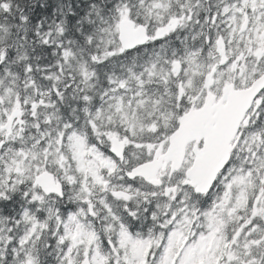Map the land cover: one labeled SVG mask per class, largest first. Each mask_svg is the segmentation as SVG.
I'll use <instances>...</instances> for the list:
<instances>
[{"label": "snow or ice", "instance_id": "snow-or-ice-1", "mask_svg": "<svg viewBox=\"0 0 264 264\" xmlns=\"http://www.w3.org/2000/svg\"><path fill=\"white\" fill-rule=\"evenodd\" d=\"M259 2L264 14V0ZM244 3L220 0L203 16L200 0H93L78 19L71 7L67 13L57 9L62 19L54 22L55 33L51 26L45 29L48 38L39 50L58 55L57 72L72 57L76 63L83 56L86 64L79 65L78 79L55 86V105L43 99L46 89L28 103L11 87L17 79L9 71L15 53L7 52L0 61V233L8 235H0V264H48L53 253L56 264H172L175 238L189 225L196 229L193 243L197 237L201 242L223 240V251L209 264H264V89L253 100L237 147L210 183L190 182L187 167L171 178L162 175V157L155 148L149 154L148 147L163 143L179 127L174 119L171 131L165 128L169 89L171 110L180 118L186 109L176 112L174 105L181 86L186 91L181 102L186 103L194 94L189 84L200 89L207 76L215 74L214 68L222 72L235 62V57L226 64L217 58L216 67L209 54L232 31L229 6ZM38 7L34 0H0V20L12 14L21 41L14 47L40 38L37 29L29 32L23 27L34 22ZM247 11L251 15V9ZM71 23L78 27L69 34ZM187 26L193 34L180 40V48L170 47L169 38ZM148 46L153 47L152 55L137 63L134 53ZM20 59L25 61L19 70L25 89L34 80L30 74L52 66ZM248 60L259 69L255 79L264 77V56ZM117 65L126 68L127 75H117ZM177 67L179 75L174 74ZM100 68L105 70L102 95L112 100L110 104L85 91ZM9 92L14 94L6 98ZM73 92H79L83 115L71 106L60 114V106ZM150 166L154 167L146 179ZM44 173L55 176L54 186L41 179ZM249 176L256 178L257 186L247 213L239 218L243 223L225 233L219 218L225 198L229 190L235 191L236 182ZM14 200L27 205L18 218L7 212ZM175 264H186L183 255Z\"/></svg>", "mask_w": 264, "mask_h": 264}, {"label": "rangeland", "instance_id": "rangeland-1", "mask_svg": "<svg viewBox=\"0 0 264 264\" xmlns=\"http://www.w3.org/2000/svg\"><path fill=\"white\" fill-rule=\"evenodd\" d=\"M253 0H245L244 5L230 7L231 16L228 20L229 27L232 29L231 32H228L227 29H224L225 32H228L227 40L224 41L226 44V57L231 60L233 57L236 58L235 62L228 68H225L222 72H217L215 75V87L213 89V93L215 95H220L223 91L225 85L229 82H234L238 87L245 88L250 86L256 79L255 76L259 69L257 68L256 64L251 63L248 58L251 56L256 57L257 60L260 59L261 56H264V14H262V10H259L261 4L259 0H255L252 5H249V2ZM186 3H191L192 0H185ZM220 0H200V12L203 16L205 14V10L209 8L210 5L214 3H218ZM37 5H41L40 3L35 2ZM223 3L228 4V0H223ZM75 4L81 5L82 2L78 0H71L69 3V7L74 10ZM52 8L48 11V14L43 15L41 19H35L31 25L27 26L29 32H32L34 29H37L39 32L40 38L39 44L44 39L48 37L45 35V29L51 26L53 33L56 31L55 23L62 19L57 9H63L65 13L66 6L60 0H51ZM257 9L256 11L252 12L249 15L247 9ZM86 10H82L80 14L76 17L78 19L80 16L84 15V13L88 10V6L85 8ZM45 18V19H44ZM14 21H6L5 19L0 20V61L3 60L4 56L7 54L8 51L15 53L13 56V60L9 63V71L16 73L17 79L11 87L16 91L19 92L22 96H24L28 103H32L37 99V93L40 89H46L43 92V99L45 100L46 104L48 105H55V100L51 95V92L55 89V86L60 85L63 86L65 80L67 79H78L81 75L79 65L81 63H85L83 56L80 57L76 63H72V60H75V57L69 58V60L65 61L61 65V71H56V65L59 64L58 55H50L40 51L42 46H35V41L29 39L23 42L22 47H14L13 45H20L21 41L16 37V29L12 26ZM246 23V29L243 30V27ZM46 24V26H44ZM41 25H43L41 27ZM87 23L85 21V25ZM26 27V26H23ZM69 27V34L75 30L78 25L71 23L68 25ZM209 26H205V33H207ZM200 28L199 26L196 27L195 32L199 33ZM193 34V28L191 26H187L177 35L172 36L169 38L170 47L180 48V40L183 39L185 36H191ZM58 37V36H57ZM197 41L200 40V36L197 35ZM191 43V40L187 41ZM156 50H159V44L156 46ZM33 48L37 49V51H33ZM153 52V47L148 46L138 54L134 53V56H137V63H141L145 56H151ZM210 59L212 62L218 67V63L221 62V57L217 53V45L215 48L210 50ZM20 57H25L26 59H30L33 65H41L42 67L45 66L44 63H51V67L47 68V70H42L37 74H30L33 75L34 80L29 81V88L25 89L24 87V80L22 77L19 76V70L21 66L25 62L21 60ZM39 57V59H37ZM217 58L219 61L217 63ZM227 61V62H228ZM127 64H131V58L126 62ZM202 67V65H201ZM215 69V68H214ZM49 70V71H48ZM97 75L94 76L91 80L88 81L89 84L92 85L91 88H85V91L92 94V96H97L101 100L105 101L106 103H112V100L108 97L102 95L104 88H105V77H104V69L100 68L97 69ZM116 74L119 76L127 75L126 68H120L117 65ZM139 71V69H137ZM175 75H179V73L175 72ZM35 84V87H32V84ZM165 83H168L166 80ZM52 85V88L49 89V85ZM81 87H84V84L81 83ZM187 88L193 92L194 94L188 95L189 97H193L196 101L197 105H201L204 102L206 97V92L204 88L195 89L192 84H189ZM129 89L131 90V85H129ZM14 93L9 92L6 94V98H10L11 95ZM131 91H129V95ZM186 95L185 87L181 86L180 93L176 97V103L174 105L176 112L181 111L187 103L188 105H194V101L182 103L184 96ZM75 97V99L73 98ZM168 101L169 104V113L170 118L165 122V128L168 131L174 127L173 120H176L178 123L177 117L175 112H172L171 108L173 107L171 103V90H168ZM80 99L79 92L69 93L67 99L64 100L63 104L60 106L61 113L66 108H75L77 109V114L83 115L82 110H80V105L78 103ZM188 101V100H187ZM122 104V102H121ZM91 107V104H89ZM19 112V108L16 109ZM47 111V109H45ZM69 115H71V110L69 109ZM248 119V118H247ZM173 133V132H172ZM170 136V135H169ZM167 136V139H169ZM166 139V140H167ZM167 145V144H165ZM149 147V154L153 148L157 149L158 146L156 144L150 145ZM86 155H88L87 150H85V159H87ZM237 166H239V161H237ZM261 183H264V178L261 179ZM256 178L249 176L241 181L236 182L233 185V190H229V193L224 201V208L219 213L220 223L222 224V230L226 233L227 229H230L234 226L239 227L240 224L243 223L241 217H244L247 213L248 203L249 200L252 199V196L256 189ZM102 198V194L100 197ZM23 201V200H21ZM19 200H14L10 204L7 205V212L13 217L18 218V214L22 211V206L27 207L23 201V205L19 204L17 208V203ZM12 205V207H11ZM0 207H3L0 204ZM207 207V206H206ZM32 215V213H30ZM28 223V222H25ZM3 227V225H0ZM99 228V224L97 225ZM141 231H146L141 229ZM196 229H193L191 225H189L188 229L185 232L175 238L174 246L170 252V259L172 257L180 258L183 255L186 264H209V262L220 255L223 251V240L218 239L216 237L208 238L205 241L201 242L200 238L197 237L195 243L192 242V237L195 235ZM7 237L8 233H0ZM177 246H179L177 248ZM203 247H205V251L203 252ZM48 264H56L55 254L53 253L52 256L48 257Z\"/></svg>", "mask_w": 264, "mask_h": 264}, {"label": "water", "instance_id": "water-1", "mask_svg": "<svg viewBox=\"0 0 264 264\" xmlns=\"http://www.w3.org/2000/svg\"><path fill=\"white\" fill-rule=\"evenodd\" d=\"M129 39H132L133 37L130 35L128 37ZM211 84L210 81H208V87ZM261 85H264V78L260 81ZM245 98H248L247 96ZM237 101H242V97L239 96L236 98ZM230 101L231 105L230 108L234 106V97L231 95L230 96ZM207 116H210V111L206 110L203 112L201 115H190L188 117H185L182 122H181V131L172 138L173 146L174 148H178V153L177 157L174 158L175 162V168L174 169H179L181 162H182V152L187 145V143L193 141V140H201L202 138H205L208 142L207 144V151L205 152V155L202 159V157H198L196 161V165L192 171L189 172L190 174V179L193 180L192 183L196 184H207L210 183L212 179H214L215 175L217 172L220 171V169L224 166V162L227 160L226 155L228 153V147L225 146L222 148L220 145L215 148L213 144H221V141H217L215 137H213V134L215 131L211 129L209 126V122H213V120H209V122L206 123V118ZM202 123V125L207 124L208 127L206 131H202L201 133L199 131L202 130V126L198 127V124ZM218 123V121H217ZM234 133H231L229 141L233 138ZM120 150L122 151V147H119ZM172 156V154H170ZM168 160V159H167ZM223 160V163L221 161ZM154 166H150L149 169L145 170V178L148 179L150 178L148 173L153 170ZM43 181H45L49 186H54V181L53 177L48 175V174H43L41 177Z\"/></svg>", "mask_w": 264, "mask_h": 264}, {"label": "trees", "instance_id": "trees-1", "mask_svg": "<svg viewBox=\"0 0 264 264\" xmlns=\"http://www.w3.org/2000/svg\"><path fill=\"white\" fill-rule=\"evenodd\" d=\"M39 1L40 0H35L34 2ZM43 3H45V7H43L42 5H39V7L33 12V16H34V20L36 19H41L43 17V15H47L48 11L51 10L52 5H51V0H44ZM74 10L77 13V16L80 14V12L82 10H86L85 8H83L81 5L75 4L74 6ZM45 19V18H44Z\"/></svg>", "mask_w": 264, "mask_h": 264}, {"label": "bare ground", "instance_id": "bare-ground-1", "mask_svg": "<svg viewBox=\"0 0 264 264\" xmlns=\"http://www.w3.org/2000/svg\"><path fill=\"white\" fill-rule=\"evenodd\" d=\"M49 71V70H48Z\"/></svg>", "mask_w": 264, "mask_h": 264}]
</instances>
